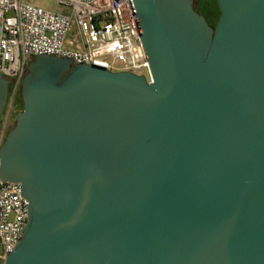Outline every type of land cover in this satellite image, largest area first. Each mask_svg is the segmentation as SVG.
I'll list each match as a JSON object with an SVG mask.
<instances>
[{
    "label": "water",
    "instance_id": "obj_1",
    "mask_svg": "<svg viewBox=\"0 0 264 264\" xmlns=\"http://www.w3.org/2000/svg\"><path fill=\"white\" fill-rule=\"evenodd\" d=\"M216 1L211 28L194 0H130L150 83L32 59L0 141L29 204L3 264H264V0Z\"/></svg>",
    "mask_w": 264,
    "mask_h": 264
},
{
    "label": "built area",
    "instance_id": "obj_2",
    "mask_svg": "<svg viewBox=\"0 0 264 264\" xmlns=\"http://www.w3.org/2000/svg\"><path fill=\"white\" fill-rule=\"evenodd\" d=\"M52 1L68 13L46 11L24 0H0V76L9 81L4 126L26 68L38 56L128 72L151 82L130 0ZM2 136L3 131L0 141ZM28 206L19 184L0 180L1 260L21 238Z\"/></svg>",
    "mask_w": 264,
    "mask_h": 264
},
{
    "label": "rangeland",
    "instance_id": "obj_3",
    "mask_svg": "<svg viewBox=\"0 0 264 264\" xmlns=\"http://www.w3.org/2000/svg\"><path fill=\"white\" fill-rule=\"evenodd\" d=\"M27 4L34 6V7H39L42 8L46 11H50V12H54V13H68V10L58 6L55 2H53L52 0H24ZM73 32L71 31L70 34L68 35V37L73 36ZM5 116H6V112H5ZM5 116L3 117V119L0 122V130L3 131V136L2 139L5 137L6 133L12 129L14 121H8L4 126V121H5ZM15 118V116H13ZM13 118V120H14ZM0 254H1V250H0ZM0 264H3V260L0 259Z\"/></svg>",
    "mask_w": 264,
    "mask_h": 264
},
{
    "label": "trees",
    "instance_id": "obj_4",
    "mask_svg": "<svg viewBox=\"0 0 264 264\" xmlns=\"http://www.w3.org/2000/svg\"><path fill=\"white\" fill-rule=\"evenodd\" d=\"M194 9L197 14L204 17L211 28L215 27L219 17V8L216 0H194Z\"/></svg>",
    "mask_w": 264,
    "mask_h": 264
},
{
    "label": "flooded vegetation",
    "instance_id": "obj_5",
    "mask_svg": "<svg viewBox=\"0 0 264 264\" xmlns=\"http://www.w3.org/2000/svg\"><path fill=\"white\" fill-rule=\"evenodd\" d=\"M6 106H7V103L3 107V111H2V114H1V120L5 116ZM21 110H22V101H21V99H20V97L18 95L15 98V100L13 102V106L11 107V109L9 111L8 121H14L13 120V118H14L13 116H16L17 113H19Z\"/></svg>",
    "mask_w": 264,
    "mask_h": 264
}]
</instances>
